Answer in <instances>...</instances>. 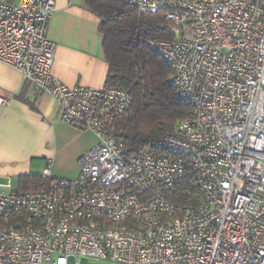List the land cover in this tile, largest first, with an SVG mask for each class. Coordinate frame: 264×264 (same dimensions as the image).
<instances>
[{
    "label": "built area",
    "instance_id": "built-area-1",
    "mask_svg": "<svg viewBox=\"0 0 264 264\" xmlns=\"http://www.w3.org/2000/svg\"><path fill=\"white\" fill-rule=\"evenodd\" d=\"M117 1L171 24L148 47L190 115L130 153V94L51 73L54 1H0V61L97 140L74 179L47 167V189L0 183V264H264V0Z\"/></svg>",
    "mask_w": 264,
    "mask_h": 264
},
{
    "label": "crops",
    "instance_id": "crops-1",
    "mask_svg": "<svg viewBox=\"0 0 264 264\" xmlns=\"http://www.w3.org/2000/svg\"><path fill=\"white\" fill-rule=\"evenodd\" d=\"M16 3L18 0H0ZM47 38L55 44L52 75L67 87L105 86L108 64L99 18L83 0H53ZM0 180L39 175L74 179L80 161L96 144L88 130L62 121L54 99L35 98L34 87L18 70L0 61Z\"/></svg>",
    "mask_w": 264,
    "mask_h": 264
},
{
    "label": "trees",
    "instance_id": "trees-1",
    "mask_svg": "<svg viewBox=\"0 0 264 264\" xmlns=\"http://www.w3.org/2000/svg\"><path fill=\"white\" fill-rule=\"evenodd\" d=\"M83 2L100 21L108 64L105 87L123 89L132 98L129 112L117 125L128 151L135 153L150 140L171 135L174 125L190 115V107L177 98L167 81L168 66L148 47L155 39H173L172 26L161 13L139 14L135 7L117 0ZM18 180L20 191H41L50 185L39 175ZM182 189L177 187L180 196Z\"/></svg>",
    "mask_w": 264,
    "mask_h": 264
},
{
    "label": "rangeland",
    "instance_id": "rangeland-1",
    "mask_svg": "<svg viewBox=\"0 0 264 264\" xmlns=\"http://www.w3.org/2000/svg\"><path fill=\"white\" fill-rule=\"evenodd\" d=\"M96 142H97V140H96ZM7 180L10 181L13 191L19 190V180H18V178L0 180V183H6ZM77 262H79V264H117V263L110 262V261H92V260H89V259H86V258H78ZM73 263H74L73 260H71L70 264H73Z\"/></svg>",
    "mask_w": 264,
    "mask_h": 264
},
{
    "label": "water",
    "instance_id": "water-1",
    "mask_svg": "<svg viewBox=\"0 0 264 264\" xmlns=\"http://www.w3.org/2000/svg\"><path fill=\"white\" fill-rule=\"evenodd\" d=\"M174 35H178L177 32H174Z\"/></svg>",
    "mask_w": 264,
    "mask_h": 264
}]
</instances>
